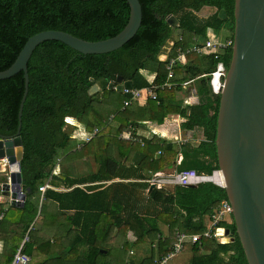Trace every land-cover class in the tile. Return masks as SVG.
<instances>
[{"label":"trees","instance_id":"1","mask_svg":"<svg viewBox=\"0 0 264 264\" xmlns=\"http://www.w3.org/2000/svg\"><path fill=\"white\" fill-rule=\"evenodd\" d=\"M139 1L143 9L142 25L136 36L117 51L83 55L56 41L45 42L35 50L28 65L29 92L21 129L24 146L21 173L26 201L23 208L0 202L2 264H12L27 234L26 226H32L30 242L24 248L32 258L30 264L38 256L35 253L43 256L39 264H58L57 259L65 264H108L109 251L103 244L119 236L126 238L124 249L130 244L133 247L130 256L134 259L126 264H154L173 252L178 233H202L214 211L223 202H229L225 189L212 183L194 188L175 187L172 192L150 191L151 186L145 182L130 187L115 183L106 189L105 184L80 188L115 179L145 181L160 172L195 169L212 174L219 170L216 139L221 94L215 93L212 80L220 64L230 67L235 0ZM206 8L216 11L206 19L199 18L197 14ZM223 10L227 13L226 20L220 18ZM170 16L179 21L178 29L186 40L184 48L190 46L192 37L205 40L209 29L220 31L227 27L233 34L227 38L232 45L225 55L218 59L201 57L210 63L207 70L203 71L198 63L199 56H190L185 66L176 69L179 82H192L199 102L177 101L175 93L183 90L178 87L173 91L159 90L157 100L145 97V105L135 101L124 108L128 96L123 93L112 113V98L119 93L109 90V86L116 84L119 77L132 82L137 90L166 81V64L160 61V55L174 30L168 23ZM129 17L126 0H0V72L9 69L27 41L41 32L61 31L89 42H100L118 35L127 26ZM144 72L155 73V80L150 82ZM95 84L101 90L91 96L89 90ZM24 92L23 73L0 81V136L17 135ZM103 101L107 104L102 105ZM109 112L114 119L120 118L115 125L109 122ZM170 115L185 120L181 125L184 131L202 130L203 140L194 144L193 139L174 142L153 136L141 143L133 141L146 128L142 122L163 125ZM67 119L83 124L90 133L99 132L90 142L81 143L79 149ZM127 133L132 140L120 139ZM72 143L75 150L70 147ZM87 147L94 148L84 152ZM72 159L84 162L91 159L97 168L87 176L74 177L61 171V163ZM2 183L0 180V196ZM49 183L52 189L41 193L40 188ZM60 189L64 192L57 191ZM47 201L56 205L53 222L60 223L68 243L61 237L40 242L39 210L41 203ZM226 221L220 227L231 230L227 243L204 240L202 244H185L184 250L192 252L190 264H248L233 216L230 224L223 226ZM129 232L135 237L133 242L128 241ZM81 251L84 255H80ZM58 255L60 258H56Z\"/></svg>","mask_w":264,"mask_h":264},{"label":"water","instance_id":"2","mask_svg":"<svg viewBox=\"0 0 264 264\" xmlns=\"http://www.w3.org/2000/svg\"><path fill=\"white\" fill-rule=\"evenodd\" d=\"M126 1L130 7L129 21L115 37L89 42L66 32H41L27 41L9 69L0 72V81L20 73L25 78L17 135L0 136V165L3 168V163L7 161L11 175V183L3 182L1 188L2 193L11 198L12 207L23 208L26 201L21 173L24 158L21 129L23 109L29 92L28 65L35 50L48 41L61 42L83 55L109 54L123 48L136 36L143 20L140 1ZM220 18L227 19L226 11L220 12ZM234 19L230 67L222 86L218 87L217 84L218 90H214L221 94L217 157L219 169L225 178L224 189L233 209L236 232L247 262L264 264V0H235ZM168 23L173 29L179 27V21L174 16L168 18ZM212 85L216 87L215 83ZM113 89L123 94L125 90L134 89V85L119 77L116 84H110L109 90ZM100 90V86L95 84L89 90V95L94 96ZM154 189L156 187L151 186L150 191ZM28 230L26 226L25 232ZM218 233L231 236L230 229L219 228Z\"/></svg>","mask_w":264,"mask_h":264},{"label":"built area","instance_id":"3","mask_svg":"<svg viewBox=\"0 0 264 264\" xmlns=\"http://www.w3.org/2000/svg\"><path fill=\"white\" fill-rule=\"evenodd\" d=\"M191 44L189 47L184 48L185 37L183 35L179 36L176 41L168 42L166 47L163 49L160 55V61L166 64V71H167V78L163 84L160 85H152L149 88H145L143 90H125L124 94L128 96V99L124 103V108L129 107L133 102L138 101L142 97H147L150 100H157V92L160 91H173L176 87H180L185 89L188 87L192 82H183L178 83L176 69L181 68L187 64L189 61L190 56H199V57H210L215 56L217 59L220 57V53L227 52L229 47L232 45L230 40L220 41V40H212L206 37L205 40L201 41L197 37H192ZM234 43V41H233ZM178 44V46L176 45ZM233 47V46H232ZM226 69L224 68L223 64L218 66V71L213 74V84L215 77L218 76V87L222 86L226 75ZM214 90H218L214 86ZM193 95H196L195 89L193 90ZM192 104V103H191ZM72 120L74 119H67V125L73 131V138H78V131L77 129L74 130V126L72 124ZM98 130H95L91 133V136H88L83 140V142H90L96 134H98ZM122 139L130 141L132 140L131 135L124 136L122 135ZM133 141H137L134 139ZM5 165L8 167L7 161L4 162ZM2 172L0 171V174ZM11 175L9 173L8 176V183H11ZM147 183L150 186H155L158 190H164L169 188L175 187H190L196 186L207 183H212L220 188L225 187V178L222 171L215 170L212 174H204L199 173L195 169H185L179 173L167 174V173H156L151 175L149 179H147ZM3 183L1 184L2 187ZM52 189V186L46 184L40 188L41 193H45L46 190ZM2 190V188H1ZM24 192V190H23ZM6 198H8L6 200ZM0 202L3 204H11V198L4 195L0 196ZM233 213L232 206L229 202H223L221 206H219L214 213L208 218L207 226L202 233L198 234H185V233H178L176 235V243L174 245L173 252L170 253L167 257L162 260L156 261L154 264H171V262L177 257L185 249L186 243L191 244H202L204 240H216L222 244L227 243L230 240V237L221 236L218 233L221 222L227 220L229 216ZM2 216L0 217V219ZM32 230V226L29 227V230L21 243V246L16 253L12 264H30L32 259L29 255L24 252L25 245L30 242L29 233Z\"/></svg>","mask_w":264,"mask_h":264},{"label":"rangeland","instance_id":"4","mask_svg":"<svg viewBox=\"0 0 264 264\" xmlns=\"http://www.w3.org/2000/svg\"><path fill=\"white\" fill-rule=\"evenodd\" d=\"M214 11H216V10H214L213 8H212V11H211V8H206L203 11H201L200 13H198L197 15L201 19H206ZM182 34H183L182 31L180 29H178V27L175 28L173 30L171 39L169 41L170 42L176 41L178 39V37L181 36ZM232 35L233 34H232L231 30H229L227 27H223L220 31H215V30H210L209 29L208 32H207V36L206 37L208 39H212V40L225 41L227 38L231 37ZM225 54H226V52L220 53V57L225 55ZM198 63L202 67L203 71H205L208 68H210V63L205 58H201L200 57L198 59ZM228 67H225L226 71H228ZM122 98H123V94H119V95L113 96V98H112L113 99L112 110L117 108V107H115V105L119 106V101ZM143 98H145V97H142L138 101L143 100ZM177 100L178 101L182 100V94L181 93H177ZM114 111H116V110H113L112 113H114ZM112 113L109 112L108 118H109V122H112V125H115L120 118L114 119V116H113ZM92 122H93V120H92ZM142 123L144 125V123H146V122H142ZM72 124L77 129V131L79 133L78 134L79 135L78 139H81L83 141V140H85L86 137L91 136V133L87 131V128L83 124L78 123L76 120H72ZM121 138H122V135L120 136V139ZM70 147L74 149V147H76V145L74 143H72ZM78 148L81 149L82 146H78ZM93 148L94 147H87V148H84L83 151L84 152L85 151H91ZM68 151L69 150H66L64 153L67 154ZM65 157H67V156H65ZM68 160H69V158H68ZM81 160L82 159H77V160L74 159L73 161H68V162H65V163H61L62 171L66 172V173H70L74 177L75 176L86 175V174H88V171H90V169L93 171V167L92 166H94V164L92 163L91 159L88 162H84V161H81ZM3 165H4L3 168H5V166H6L5 163H3ZM3 168L0 165V171L2 172L0 174V180L2 182L6 183V182H8L7 179H8V176H9L8 175L9 170L7 169L8 168L7 166H6L5 171L2 170ZM173 190H174L173 188H169L167 191L168 192H172ZM7 199L8 198H6V200ZM7 206H9V203L7 204ZM231 220H232V216H229L227 218V221L223 224V226L229 225ZM59 229H60V226L58 224L54 223V222H53V228H48V230L51 231L52 233H56L57 237L63 238V232L61 233L59 231ZM123 234H127V232L123 231ZM131 237H130V239H131ZM133 240H134V238L131 239L132 242H133ZM124 241H126V238L123 237V236H119V237H117L114 240L113 239H108L107 242L103 244L105 250L109 251V255L106 257V262L108 264H124L126 261H129L130 259H134V256H130V250L133 247H131V244L129 243L130 244L129 248L124 249V247H123ZM61 244L63 245V242H61ZM62 251H64V250H62ZM82 254L84 255L83 252L80 253V255H82ZM56 258H60L59 255L56 256ZM191 258H192L191 250H189V249L183 250L171 262V264H190ZM57 261H58V264H65V262H63V260H61V259L60 260L57 259ZM33 264H38V259L37 258L34 259Z\"/></svg>","mask_w":264,"mask_h":264},{"label":"crops","instance_id":"5","mask_svg":"<svg viewBox=\"0 0 264 264\" xmlns=\"http://www.w3.org/2000/svg\"><path fill=\"white\" fill-rule=\"evenodd\" d=\"M211 11H212V9H211ZM144 76L150 82H153L155 80V77H156L155 73H151V72H144ZM177 80H178V78H177ZM178 83H181V82L178 81ZM192 87L193 86H192V83H191L188 87H186L182 91H178L177 92V93H181L182 94V100L184 101V103L197 104L199 102L197 95H193V90L194 89ZM177 88L178 87H176V89ZM189 91H190V93H189ZM177 93H175L176 100H177ZM145 101H146V99L143 98V100L140 101V104L144 103V105H145ZM105 104H107V102L103 101L102 105H105ZM184 122H185V120L182 119L180 116L170 115L169 117H167L165 119V122H164L163 125H157L156 123H151V122L150 123H144L146 128L143 129L138 134V138L139 139H137V141L141 143L142 140L143 141H144V139L145 140H150V139L153 138V136H157L158 138H161L164 141L179 142L182 139H188V140H192L193 139V143L194 144H197L200 141H202L203 138H204L202 130L196 129L195 132L185 133L186 131H184L182 129V126H181ZM74 130H76V129H74ZM191 133H192V135H191ZM123 135L126 137V136L129 135V133L123 134ZM76 140H77L78 145L81 146V143H83V141L81 139H78V138ZM125 141H127V140H125ZM143 165H146V163L144 162ZM92 167H93V171H95L96 168H97V166L95 164ZM60 170L62 171L61 167H60ZM90 172H92L91 169H90V171H88V174H90ZM170 172H172V173H167V174H173L174 173L173 171H170ZM163 173H166V172H163ZM88 174L83 175V176H87ZM144 182H145V184H148L147 180L142 181V180H136L135 178L134 179H126V180L115 179L113 181H109V182H105V183H93V184L89 183L87 185L80 186V188L84 189V188H87V187L90 188V187L95 186V185L105 184L103 189H106L109 186H114L115 183H120V184L125 185L126 187H130V186H132L135 183L136 184H143ZM101 189L102 188L97 189L96 191H99ZM57 191L64 192V190H62V189L57 190ZM56 214H57L56 205L51 204L48 201L46 203H44V205H43V203H41V209L39 210V215L42 216L41 217V222H40L41 229L38 230V234H37L38 237H39L40 242L47 241L49 239L54 240L57 237L56 233H52L51 231L48 230V228H53V224H52L53 221H54V217L53 216L56 215ZM55 223L60 226V223H58L57 221ZM61 228L59 229V231L62 233L63 232L62 231L63 228L62 229ZM164 231H167V228H165ZM130 237H131V239L134 238V240H135V237L132 234V232H129L128 233V237H127L128 241L132 242ZM63 239H64V243H68V239L64 235H63ZM3 252H4V243L0 241V264H2V262H3V258L1 256L3 254ZM35 252H37V251H35ZM35 254L38 255L36 258L38 259V264H39V262L43 259V256L41 254H38V253H35ZM130 254H131V251H130ZM33 261H34V259H33Z\"/></svg>","mask_w":264,"mask_h":264},{"label":"bare ground","instance_id":"6","mask_svg":"<svg viewBox=\"0 0 264 264\" xmlns=\"http://www.w3.org/2000/svg\"><path fill=\"white\" fill-rule=\"evenodd\" d=\"M218 78H219V77L216 76V77H215V80H214V83H215V85H216V88H218V87H217V84H218ZM5 169H6V167L4 168V171H5ZM7 169H8V168H7ZM8 175H9V172H8Z\"/></svg>","mask_w":264,"mask_h":264},{"label":"clouds","instance_id":"7","mask_svg":"<svg viewBox=\"0 0 264 264\" xmlns=\"http://www.w3.org/2000/svg\"><path fill=\"white\" fill-rule=\"evenodd\" d=\"M213 79H214V77H213ZM212 82H213V80H212ZM213 84V83H212ZM213 86V85H212ZM216 93V92H215ZM217 94H219V93H217ZM69 129H71V128H69ZM72 130V129H71ZM73 135V134H72Z\"/></svg>","mask_w":264,"mask_h":264}]
</instances>
